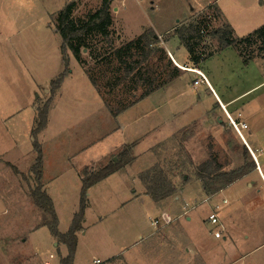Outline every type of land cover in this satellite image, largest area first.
I'll list each match as a JSON object with an SVG mask.
<instances>
[{
  "label": "rangeland",
  "instance_id": "374dc122",
  "mask_svg": "<svg viewBox=\"0 0 264 264\" xmlns=\"http://www.w3.org/2000/svg\"><path fill=\"white\" fill-rule=\"evenodd\" d=\"M70 2L86 4L79 7L76 16L93 13L101 5V0H0V264H60L61 257L67 254L66 247L53 240L54 237L46 226H38L42 212L29 197V191L34 187L33 175L29 169L35 159L31 130L36 109L50 97V81L63 71L61 38L55 29V16ZM113 4L110 1L112 25L109 27L108 39L93 35L86 41L87 45L93 48V53H97L98 58L91 59L88 54H82L84 65L81 69L68 52V57L73 62L71 64L69 60V72L73 70V80L66 82L61 91L62 96L65 95L59 104L61 114L52 113L49 133L37 136L44 158L43 171L47 187L54 188L60 184L72 187L75 175L66 160L73 151L113 126L109 112L103 106L95 110L93 116L87 113V106L90 108L92 104L97 103L99 95L101 99L117 108L118 102L131 101L133 94L138 96L144 89L138 87L135 92L127 91L129 87H133L132 80L130 77L123 79V67L114 55V50L136 39L144 30L152 29L154 33L157 31L161 34L155 33L159 48L165 51L162 41L167 39V47L171 53L176 52L180 46L175 58L177 62L183 63L185 48L179 44L177 38L172 37L173 30L178 29L182 23L200 20L207 32L227 24L233 29L236 38L245 37L264 25V0H113ZM193 41L197 43L195 56L200 58L219 49V43L214 37L206 36ZM259 45V42H252L242 45L240 50L243 56L256 55ZM151 49L153 53L146 62H142L141 53L135 51L125 59L128 63L138 64L137 68L141 73H146V76L149 75L155 81H161L172 69L167 64L170 57L166 51L164 57L155 50L156 47ZM92 56L94 58V55ZM201 69L204 72L203 66ZM82 70L87 76L89 72L95 79L94 89L97 93L88 86ZM253 70L255 71L254 68L241 63L237 67L231 64L229 72L239 83L236 79L243 74H250ZM260 70L264 72V65L260 66ZM180 72L179 88H171L166 97L157 96L152 99V103L161 107L165 99L172 98L180 89L183 92L181 97L175 98L167 106L176 116L179 114L177 119L182 118L181 113L197 101L202 103V107L212 109L215 106L213 97L206 96L202 99L197 96L199 94L190 91L189 86L197 75L179 68ZM203 89L204 86H200L197 91H204ZM262 91L253 95L261 94ZM58 93L57 90L53 99ZM260 98L262 105L259 107L262 108L264 94ZM240 103L227 108L228 112L243 113L239 108L242 105ZM160 111L162 115H166L162 109ZM213 114L219 117L211 116L193 122L154 147L151 150L153 164L149 168L158 167L170 182L174 183L177 191L169 199L172 200L179 194L180 188L185 186L175 203L181 206L194 201L197 204L190 212V215H193L192 220L185 222L184 227V232L192 238L189 246H195L193 237L199 234L208 249L223 243L222 240H211L210 235L219 228L212 227L207 217L212 212L218 217L224 213L222 209L216 210L215 205L221 202L225 192H218L206 201L203 196L195 194L198 192V184H203L196 177L198 167L214 158L221 171L239 168L244 161L243 149L246 148L239 135L227 126L226 118L221 116L220 109H216ZM80 117L84 118L83 123L79 122ZM218 120L222 122L219 123ZM90 129H94V132L91 133ZM243 136L250 142L246 133H243ZM116 156L111 155L103 164L85 168L88 172L96 171ZM247 158L248 162L252 161L249 153ZM135 168L136 166L121 172L124 180L130 182L134 190L140 188L136 175H133ZM253 171L256 182L263 184L260 172ZM133 176L135 179H132ZM51 178L52 181H49ZM114 184L115 178H111L100 184L89 197L91 207L84 217V227H88V230L83 237L77 233L73 264H93L96 259L102 261L98 264H106L107 258L116 255H132L134 264L203 263L197 254L194 258L193 255L190 257V253V259L184 262L183 257L188 255L184 252L186 240H181V245L177 243V251L174 252L170 248L172 244L167 234L160 240L148 239L147 242L156 240L155 243L159 245L154 247L151 243V248L146 250L144 245L147 242L140 244L139 237L147 238L152 233L154 229L150 226L149 218L160 220V213L149 208L150 201L147 197L144 198V204L132 202L133 204L129 205L134 206L120 209L119 202L123 200V195L113 193ZM71 190L72 188H66L61 191V196L51 191L62 233L67 232L73 215L78 211L79 194ZM135 192L137 194V191ZM226 195L225 193L224 196ZM262 197L264 198V194ZM254 199V194L249 190H245L238 197L240 213L237 220H240V227L245 228L236 230V238L231 244L227 240L228 253L218 259L216 264H264V213L261 210H253ZM99 219L101 223H98ZM162 232L161 229L160 234ZM247 235L248 240L245 239ZM177 237L178 233L176 239ZM54 243L61 245L55 246ZM49 255L53 258L50 259ZM172 258L175 259L174 262Z\"/></svg>",
  "mask_w": 264,
  "mask_h": 264
},
{
  "label": "crops",
  "instance_id": "0c3cea01",
  "mask_svg": "<svg viewBox=\"0 0 264 264\" xmlns=\"http://www.w3.org/2000/svg\"><path fill=\"white\" fill-rule=\"evenodd\" d=\"M111 2L113 4V0H111ZM74 3L76 4L74 18H79V17L84 18L85 16L82 15L76 16V14L78 13L79 7L85 6L86 4L84 3L83 5L81 4L78 5V3L76 2ZM116 9L118 11L117 7ZM113 18H114L113 21H115L116 20L115 14L113 15ZM140 31H142V29ZM155 33L157 35H161L158 34L157 31ZM172 37L177 38L174 32L172 34ZM168 40L169 39H167L165 42L162 41L163 44L162 46L164 47L167 55L172 60L173 64L178 69L180 68V70L183 65L190 66L192 62L186 50L183 55L184 62L179 63L176 61L175 55H177L176 52L180 50V46L177 47L176 52L171 53L167 47ZM82 54H84L85 56L88 53L86 51H83ZM71 57L74 59L72 55ZM69 60L70 63L73 64L71 58H69ZM241 63L244 65L242 59L238 55V52L232 46L226 47L221 50H217L216 52H213L211 55L203 58L199 62L198 66L200 67V70L205 78V82L199 85L198 87H193L192 84L189 87H190V91H192L193 94H199L197 96L201 97L202 99L205 98L206 96L213 97V99L215 100V106L212 109L209 108L207 109L202 107V103H199L197 101L193 103L190 108L184 110L181 113L182 118L179 119H177L179 114H177L176 116L174 114V111H172L170 108L167 109V106L168 103L171 101L173 102L175 98L181 97V94H183V92H181L180 89L174 96L172 95V98L165 99L161 107L154 105L152 103V99L157 98V96L161 98H163L164 96L166 97V93L169 90H171V88L178 89L179 88L178 84L180 82L182 72H180L178 77L167 83L165 86L152 92L147 97L137 102L130 108L124 110L116 117H113L111 115L109 110L106 108L104 102L97 94L99 98L97 103L92 104L90 108L87 106L86 111L88 114L90 113V116H93L95 114V110L104 107L105 110L109 112L110 115L109 118H111V120L113 121V126L108 128L106 131L100 132L96 137H93L90 142H87V144H84L83 146H80L78 149L73 151V153H71L70 158L66 160L67 165H70V168L75 175L74 183L72 184V187L63 186L61 184L57 185L54 188H52V186L47 187L45 185V174L43 171L45 166L44 158H43V164H42L43 189L46 191V193L53 202L56 216H57V208L55 206L53 200V194L51 193V191L55 192L56 194L58 193V195L61 196L62 194L61 191L65 190L66 188H70V189L72 188L73 190V191L71 190L72 192H74L75 194H79L81 189L82 169H84L85 167H94L98 164L100 165L101 163L103 164L104 162L108 161V158L111 155H117L118 152L124 146L131 145V155L134 158L132 164L111 174L106 179L94 184L92 187L89 188L84 217L87 215V212L90 210L91 207L88 199L89 197H91L92 192L96 191L99 188L100 184L107 182L111 178H115V184L112 188L113 193L115 195H123V200L119 202L120 209H127L129 208V206H134V205H129L132 202H136V203L140 202L144 204V198L147 197L150 201L149 208L151 210H156L160 213L161 216L160 220L159 218H156L154 220L149 218L150 226L154 230L152 231L151 234L147 236V238L139 237L141 239L140 244L142 243L144 244L147 242L148 239L151 240L152 238H156V240L157 239L160 240L163 238L162 236H166L167 234V236L170 237L172 244L170 248L174 252L177 251L176 249L177 243L181 245L180 243L181 240L182 241L186 240V244L184 243L185 246L184 252L185 254L188 255L183 257L184 259L182 260L184 262L189 260L192 255H193L192 257L195 258V254H197L200 258L199 260L203 262L202 264H216V261L218 259H220L222 256H226L229 250L227 245V240H229L231 244L232 241L236 238L235 236V234H237L236 230L237 229L241 230L245 228V227H240V225L238 224L240 220H237L239 218V213H240V206H238L239 200H237L238 197L242 193H244L245 190H249L255 196L253 203L251 202L253 204V210H258V211L261 210V212L263 211L264 213V198L262 197V195L264 194V154L257 158L259 163V170L257 171H259L261 174L263 184H258L256 182V177L253 176L254 171H251L248 175L228 185L224 189L218 191L220 193L225 192L227 194L226 196H224L225 193L224 195H222L223 196L222 200H226V203H222L221 200V202H218L215 205V206H219V209L224 210V213L218 217L221 223L222 236L219 239H215L213 235L210 236H211V240H214L213 242H216V240H222L223 243L221 245L218 244L216 248H212V249H208V247H206V244L202 240L203 237L199 234L193 237V239L195 240V246H189V242L192 238L189 237L184 232V227H185V222H190L192 220L193 215H190L191 214L190 212L194 209V207L197 206V204L194 201L191 203H184L181 206L175 203V201L179 200L178 197L182 193V190H184L185 186H183V188H180L181 190L179 191V194L176 195L174 198H172V200L167 198L161 202L155 203L148 195H146L145 188L139 179V175L142 172L148 170L152 166L153 164L152 160L154 159V157L151 150L154 147H156L166 139L170 138L172 135L176 134L184 127L192 124L193 122H196L198 120H203L211 116L212 117L214 116V118H218L219 117L218 115L213 114L216 109H220L221 116L225 118L226 112H228L227 108H229L230 106L232 107L235 104H239L240 102H241L240 104L242 105L239 108L243 110L242 115L244 121L248 125V131L246 133V136L247 139H250V142H247V140L243 136V133L240 139L242 143L243 141L245 142L243 144H245L247 150L248 149L264 150V106L262 108L259 107L260 104L262 105L260 101L261 100L260 96L264 94V72L260 70V66L264 65V59L256 58L248 61L246 65L252 67V69L254 68L255 71L253 70L250 74L249 73L243 74L239 79H236L240 81L238 83L237 81H235V79H233V77L235 76L229 72V69L231 64L237 67ZM77 65L79 64L77 63ZM202 66L205 68L204 72L201 69ZM79 67L81 68L80 65ZM82 72L85 75L89 85L87 83L86 84L88 86H91L93 92H96L94 87L91 85L87 75L84 73L83 70ZM72 74H73V70H71L68 76H66L65 79L63 80L58 90L59 92L58 96L53 99L52 104L49 108L46 127L38 135L43 134L42 136H44V134L46 135L49 133L50 131L49 123L52 113L61 114V109L59 107V104L62 100H64L65 97V95L62 96L61 91L66 85L65 84L66 82H68L69 80H73ZM200 86H204L203 89L204 91H197V89ZM260 90H263L261 94L253 95L254 93ZM160 109H162L166 113V115H162ZM88 116L89 115H87V117ZM168 116H171V118H166ZM83 119H84L83 117H80L79 122L83 123L84 121ZM218 122L221 123L222 120H218ZM90 131L91 133H93L94 129H90ZM135 166L136 168L134 170L133 175H136V178L140 184V188L134 190L130 182L124 180V178L121 175V172L130 170ZM52 179L53 178H51L49 181H52ZM132 179H135V177L133 176ZM198 186H199L198 192L196 191L195 194H199L203 196L204 201H206L207 198H213V196L216 193H218L216 192L213 195H206L203 192L201 185L198 184ZM135 191H137V194ZM109 193L111 194V192ZM235 203H237L236 206H234ZM186 204L188 205L189 208H186ZM154 221H157L156 225L153 224ZM84 223L86 224L85 219L82 223V230L78 232V236L80 237H83L86 234V231L88 230V227L87 228L84 227ZM98 223H101V219H99ZM161 229L163 230V232L160 234ZM58 230L60 233H62L60 231L59 221H58ZM177 233H178V237L176 239ZM154 235L156 236L153 237ZM245 239L248 240L249 236L248 235L245 236ZM53 240L55 241L56 239L53 238ZM156 240L151 242L154 245V247L155 246L157 247V245H159L155 243ZM151 243L147 242L144 245V247L147 248L146 250L151 248L150 247ZM54 245L58 246L61 244L54 243ZM184 246L182 247L184 248ZM189 253L191 254L190 257H189ZM172 257H174L173 254ZM49 258L52 259L53 258L52 255H49ZM105 261L107 262L106 264H116L117 262H119V264H122L121 262H125L126 264H130V262L132 264L135 263L134 257L132 255H127L125 257L123 255H116L111 258H107V260ZM172 261L174 262L175 259H173ZM99 262L101 263L102 261L96 259L93 261V264H98ZM45 264H49V263L45 262Z\"/></svg>",
  "mask_w": 264,
  "mask_h": 264
},
{
  "label": "trees",
  "instance_id": "16d2710c",
  "mask_svg": "<svg viewBox=\"0 0 264 264\" xmlns=\"http://www.w3.org/2000/svg\"><path fill=\"white\" fill-rule=\"evenodd\" d=\"M110 1L111 0H101L100 7L95 12L87 14L84 18H74V11L76 9V4L74 2L66 4L55 16V29L61 38L60 50L63 71L50 81V97L41 107L36 109L34 125L31 130L32 148L35 152V159L29 169V172L33 175L34 181V187L30 189L29 197L33 204L42 212V219L38 226H46L51 236L54 237L58 243L63 244L67 249V254L65 257L61 258L60 264H73L77 245V233L82 230L89 188L106 179L111 174L132 164L134 160L131 155V145H126L118 152L116 161L111 160L107 165L93 172H88L86 168L83 169L81 172L78 211L73 215L67 232H59L58 218L54 210L53 202L43 189V153L37 136L46 127L48 111L55 92L59 90L63 79L69 74L68 52L71 53L80 66L84 65L82 58L83 51H86L91 59L98 58L97 53H93V48L89 47L86 41L93 35H99L103 39H108L109 27L112 25ZM173 31L180 44L189 54L191 62L197 66L203 58L195 56V47L197 43L193 40H201L206 36L217 39L219 43L218 50L229 46L234 47L244 64L252 59L264 58V25L241 38L234 37L233 29L227 24L219 29L207 32L200 20L182 23L178 29H174ZM201 31H203L202 34ZM252 42H259L258 53L256 55L249 54L248 56H243L240 50L241 46L248 45ZM158 44L159 40L157 35L152 29H146L138 35L136 39L113 51L119 64L123 67V79L130 77V80H132L133 87H129L127 91L132 90L135 92L138 87H144L143 91L138 96L132 95L133 99L131 101H123V103L122 101L118 102L117 108H114L108 101L102 99L113 117L118 116L124 110L130 108L152 92L162 88L179 76V69L169 58L167 64L172 69L161 81H155L151 79L149 75L146 76V73H141L137 68L138 64L128 63L125 59L132 51H135V53H141L142 62H146L153 53V49L151 48L155 47V50H158V52L165 57V51L161 47L159 48L158 46L160 45ZM92 55H94V58ZM87 77L91 85L96 87V81L89 72ZM247 155L248 151L244 148L242 155L244 159L243 164L239 168L230 171H221L219 164L214 158L199 165L196 177L203 183L201 186L203 192L206 195H213L253 171L256 167L255 163L253 161L248 162ZM6 164L12 167L9 163ZM13 169L15 173H19L16 168L13 167ZM139 179L145 188L146 195L155 203L171 197L177 191L174 183H171L158 167H153V169L142 172L139 175Z\"/></svg>",
  "mask_w": 264,
  "mask_h": 264
},
{
  "label": "built area",
  "instance_id": "2783aa9c",
  "mask_svg": "<svg viewBox=\"0 0 264 264\" xmlns=\"http://www.w3.org/2000/svg\"><path fill=\"white\" fill-rule=\"evenodd\" d=\"M202 33H203V31H201V34ZM181 70H183L185 72H191V73H194L197 75V78L192 81L193 87H198L199 85H201L205 82V78H204L200 68L197 65H195L193 63L190 66L183 65L181 67ZM225 118H226L227 126L229 128H232L233 131H235L239 135V137L242 136V133H247L248 125L244 121L243 115L240 111L236 112L235 114H233L231 112H226ZM243 143H245V142L243 141ZM248 153H249L250 157L252 158V161L255 163V166H256L255 169L259 170V163H258L257 158L264 154V150H258V149L250 150V149H248ZM222 203H226V200H222ZM186 208H189L187 204H186ZM215 209L219 210V206H215ZM207 220H208L209 224L212 225V227L219 228L218 230L214 231V233H213L214 238L215 239L221 238L222 228H221V225H220L221 223L219 221L217 214L215 212L210 213L207 217ZM153 224L156 225L157 221H154Z\"/></svg>",
  "mask_w": 264,
  "mask_h": 264
},
{
  "label": "water",
  "instance_id": "95a60500",
  "mask_svg": "<svg viewBox=\"0 0 264 264\" xmlns=\"http://www.w3.org/2000/svg\"><path fill=\"white\" fill-rule=\"evenodd\" d=\"M113 161H116V158H114Z\"/></svg>",
  "mask_w": 264,
  "mask_h": 264
}]
</instances>
